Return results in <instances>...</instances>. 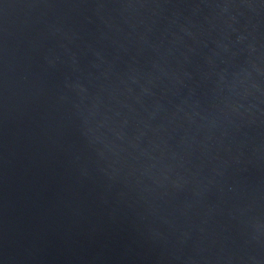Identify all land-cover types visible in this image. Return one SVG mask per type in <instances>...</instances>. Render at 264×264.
<instances>
[{
  "label": "water",
  "instance_id": "water-1",
  "mask_svg": "<svg viewBox=\"0 0 264 264\" xmlns=\"http://www.w3.org/2000/svg\"><path fill=\"white\" fill-rule=\"evenodd\" d=\"M0 264H264V0H0Z\"/></svg>",
  "mask_w": 264,
  "mask_h": 264
}]
</instances>
